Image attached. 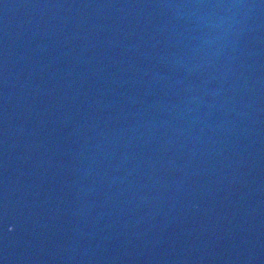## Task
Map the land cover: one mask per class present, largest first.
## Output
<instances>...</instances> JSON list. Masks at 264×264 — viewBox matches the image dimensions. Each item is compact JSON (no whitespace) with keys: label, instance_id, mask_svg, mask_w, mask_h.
I'll use <instances>...</instances> for the list:
<instances>
[{"label":"water","instance_id":"95a60500","mask_svg":"<svg viewBox=\"0 0 264 264\" xmlns=\"http://www.w3.org/2000/svg\"><path fill=\"white\" fill-rule=\"evenodd\" d=\"M0 264H264V0H0Z\"/></svg>","mask_w":264,"mask_h":264}]
</instances>
